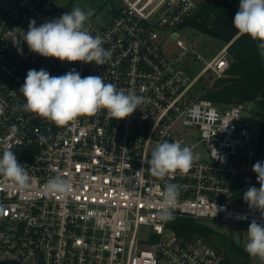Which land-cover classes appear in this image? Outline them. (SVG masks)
Instances as JSON below:
<instances>
[{
	"label": "built area",
	"instance_id": "built-area-1",
	"mask_svg": "<svg viewBox=\"0 0 264 264\" xmlns=\"http://www.w3.org/2000/svg\"><path fill=\"white\" fill-rule=\"evenodd\" d=\"M107 1V17L86 24L111 51L96 65L46 58L23 41L30 21L39 26L68 12L53 0H0V156L14 152L32 178L20 191L0 176V264H226L210 238L178 233L161 211L172 183L180 192L173 217L264 225L243 198L258 147L245 104L215 102L201 84L209 71L225 74L231 42L207 61L187 40L185 22L202 0ZM167 40L178 50L167 52ZM191 56L204 64L196 74L187 68ZM30 69L101 76L143 103L121 120L101 110L58 127L23 107ZM163 141L199 159L187 173L155 178L147 161ZM58 175L71 184L67 196L44 190Z\"/></svg>",
	"mask_w": 264,
	"mask_h": 264
},
{
	"label": "clouds",
	"instance_id": "clouds-1",
	"mask_svg": "<svg viewBox=\"0 0 264 264\" xmlns=\"http://www.w3.org/2000/svg\"><path fill=\"white\" fill-rule=\"evenodd\" d=\"M92 15L91 10L86 12L77 6L39 26L32 20L23 41L30 51L46 58L105 65L111 57V51L103 47L104 40L99 35L93 36L86 27ZM233 27L239 34L259 41L258 47L264 49V0H240ZM20 93L25 100V110L58 127L75 122L81 116H94L101 110H106L111 119L121 120L133 114L143 103V98L132 91L126 93L123 89H117L114 84L105 83L101 76L82 78L75 70L61 76H51L45 69H30ZM198 159L191 148L181 147L178 141H163L152 150L151 158L147 161L148 171L153 177L164 180L177 171L187 173ZM252 170L257 174L260 187H249L243 193V198L250 207L259 209L264 218V162L257 161ZM0 176L10 180L20 191L31 186L32 178L26 166L18 163L14 152L10 150H4L0 156ZM44 190L51 195L67 196L72 187L68 180L58 175L46 183ZM179 195L175 184L165 183L162 219L173 218L172 210L176 207ZM247 237L245 251L251 257H259L264 261V225L253 219Z\"/></svg>",
	"mask_w": 264,
	"mask_h": 264
},
{
	"label": "trees",
	"instance_id": "trees-1",
	"mask_svg": "<svg viewBox=\"0 0 264 264\" xmlns=\"http://www.w3.org/2000/svg\"><path fill=\"white\" fill-rule=\"evenodd\" d=\"M237 11L230 0H202L198 10L185 24L225 44L233 39L228 47V69L224 75L213 77L203 84V95L224 104L253 102L256 105L260 123L255 163L264 162V49L258 47L259 41L252 40L248 35H237L239 32L233 27ZM252 186L257 189L260 187L254 172L245 189L248 190ZM169 224L178 233L186 236L209 237L214 233L211 226L185 216H175ZM213 242L225 252L226 264H251L249 254L240 245L235 244L233 239L229 243L234 247L236 254L222 242Z\"/></svg>",
	"mask_w": 264,
	"mask_h": 264
},
{
	"label": "rangeland",
	"instance_id": "rangeland-1",
	"mask_svg": "<svg viewBox=\"0 0 264 264\" xmlns=\"http://www.w3.org/2000/svg\"><path fill=\"white\" fill-rule=\"evenodd\" d=\"M55 3L60 5L63 9L70 12L74 7H80L84 11L91 10L93 15L90 18H95L96 20H102L107 17L105 14V10L107 9L109 2L107 0H53ZM231 4L234 2L235 7L239 10L240 0H230ZM186 34L187 40L190 41L196 51L201 54L203 59L209 61L212 57H214L224 45H226L223 41L209 36L203 32L197 31L192 27H186L183 30ZM233 39L230 41L232 42ZM229 43V42H228ZM165 50L167 52H171L172 50H178L176 46V40L171 41L167 40L165 44ZM187 68L193 72L194 74L198 73L202 67L204 66L202 61H199L191 56V58L187 59ZM215 77L212 72H207L204 77L201 79V84L206 81L211 80ZM199 93L202 92L201 87L198 90ZM245 108L247 109L244 112V115L249 118V128L252 134V137L258 141L259 138V123H260V115L258 114L257 107L253 102H246ZM198 153L207 154L206 150H199ZM209 226L213 228V232L208 238L213 241L222 242L227 249H229L232 253H237L234 251V247L229 243V241L233 238V236H239L241 239L240 246L245 250V245L248 242L247 231L249 225H240L235 223H225V222H217L211 221L209 222ZM166 238L170 236V232L166 231ZM251 264H264L259 257H251Z\"/></svg>",
	"mask_w": 264,
	"mask_h": 264
},
{
	"label": "water",
	"instance_id": "water-1",
	"mask_svg": "<svg viewBox=\"0 0 264 264\" xmlns=\"http://www.w3.org/2000/svg\"><path fill=\"white\" fill-rule=\"evenodd\" d=\"M232 4L234 5V2H232ZM237 35H240V34L238 33ZM174 36H176V34ZM232 239L235 242V244H237V245H240L241 244V239H240L239 236H233Z\"/></svg>",
	"mask_w": 264,
	"mask_h": 264
}]
</instances>
